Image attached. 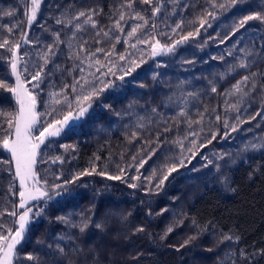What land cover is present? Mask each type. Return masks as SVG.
Wrapping results in <instances>:
<instances>
[{"label": "trees", "instance_id": "1", "mask_svg": "<svg viewBox=\"0 0 264 264\" xmlns=\"http://www.w3.org/2000/svg\"><path fill=\"white\" fill-rule=\"evenodd\" d=\"M124 2L41 0L37 19L29 26L25 12H30V0H0V42L8 39L10 44L20 45L15 56L0 48V80L14 86L10 60L18 56L21 79L37 97V112L55 107L66 113L67 108L53 104L49 94L61 93L68 85L66 95L73 100L77 93L70 86L81 76L89 80L99 77L95 81L98 87L102 86L100 81H111L90 102L91 107L78 123L41 146L35 166L41 181L47 179L52 185L81 172L92 174L56 190L61 194L51 200L32 202L43 207V213L33 219L17 252L21 257L31 254L37 259H17L13 264H264V255L260 254L264 249V76L259 75L264 73V22L252 20L239 31L234 28L246 15H264V0H236L224 9L211 5L227 4L228 0H163L164 7L155 15L151 8L157 0L151 5L136 0L132 8L121 9ZM89 9L98 12L93 17L97 21L95 29L83 24V17L74 20L72 26L56 23L57 19H71ZM118 10L126 13L121 22L124 33L116 32L120 43L103 35L97 37L100 29L113 27ZM7 12L13 15H5ZM136 12L149 21L138 30L137 37L149 43L140 44L126 36L131 26L142 23L129 19ZM201 19L206 21L204 27H199ZM181 21V27L176 28ZM18 22L23 23L15 27ZM76 23L83 24L76 40L88 41L83 50L74 43L79 59L67 47ZM9 27L13 28L11 33ZM188 33L192 36L177 44L174 51L151 54L155 40L170 46ZM97 39L101 42L96 43ZM49 47L55 55L48 52ZM97 48L104 51L91 56ZM109 51L112 55L106 56ZM128 53L139 67L120 80L121 69L129 66ZM121 54L125 60L119 59ZM45 55L50 60L44 66L39 88L34 89L36 82H29L30 76L44 64ZM96 59L106 66L96 64ZM242 60L250 67H235L233 71ZM25 65L27 72L23 71ZM109 68L115 75H104ZM252 73L258 74L256 90L251 91L250 81L244 89L249 95L243 98L240 112L226 111L225 91L243 75ZM238 100L240 94L230 102ZM182 110L187 117L180 116ZM0 113L13 117L17 113L13 94L4 88H0ZM198 113H204L205 118L202 125L192 126L197 131L204 129L199 132L195 156L184 151V165L177 164V171L156 189L155 184L166 174L161 172L165 164L171 166L181 158L182 150L175 141L182 140L184 149L191 146L193 138L185 139L190 131L185 121L198 120ZM215 115L221 119L216 121ZM237 116L244 122L238 123ZM225 120L229 125L236 124L235 132L224 127ZM0 125L2 134L7 128L3 115ZM166 127L170 131L165 132ZM213 133L216 139L209 144L207 139ZM152 149H156L155 155L138 169ZM55 157L63 163H53ZM13 173L9 153L0 148V225L4 226L0 234L4 235L8 228L13 233L17 229L16 217L9 214L19 203V184ZM117 175L122 179L108 178ZM134 176L139 179L133 180ZM17 211L19 214L23 210ZM85 219L89 226L81 232L79 225ZM97 223L102 227L96 228ZM140 227L143 232L136 231ZM225 235L233 239L221 242Z\"/></svg>", "mask_w": 264, "mask_h": 264}, {"label": "snow or ice", "instance_id": "2", "mask_svg": "<svg viewBox=\"0 0 264 264\" xmlns=\"http://www.w3.org/2000/svg\"><path fill=\"white\" fill-rule=\"evenodd\" d=\"M136 0H125L123 4H121V9L127 7L132 8L133 3H135ZM141 3L146 5H151L153 3V0H140ZM41 0H30V12L26 10L25 15L27 16L26 23L27 25H31L33 21L37 19V13L40 8ZM236 3V0H228L227 4L221 3V4H215L213 3L211 6L213 9L220 8L224 9L226 7H231ZM164 7L163 0H157V3L151 8V12L153 15L159 14L161 12V9ZM118 19L114 21L113 27L109 28L108 31H104L103 29H100L96 32V36L100 37L103 35L105 38L109 39H115L116 43H120V36L116 34L118 31L119 33H124V26L122 25V21L125 20L126 13L124 11H120ZM98 12L96 9H89L87 11H80L78 14L73 16L71 19L62 20L57 19V24H66L68 26H72L73 21H79L80 18H84L83 24H90L93 29L97 28V21L93 19L94 15H97ZM5 15H13L12 12H7ZM207 15L211 16L212 13H207ZM129 19L139 20L142 23L135 24L131 26V30L126 33V36L129 40L132 38H136V42L140 44L149 43L148 40L140 39L137 37L138 30L144 28L148 25L149 21L141 15L139 12H136L134 15L129 16ZM252 20H258L261 22H264V15H262L260 12H256L253 15H246L242 19H239L237 23L234 25V28L236 31H239L240 29H243L245 25L248 24L249 21ZM20 23L18 22L15 27H18ZM181 23L176 25V28H180ZM206 21L201 19L199 21V27H204ZM83 24L82 23H76L74 25L75 31L71 34L69 37V40L67 41V47L72 50V55L75 56L77 59L80 58L79 52L74 50V43L77 44L79 49L83 50L84 46L88 43L86 40H76V32H79L83 30ZM211 25H209L210 27ZM155 23L152 24V28H155ZM197 29V33H198ZM9 33L13 31L12 27H9L7 29ZM111 34V35H110ZM235 34V33H233ZM59 33H56L57 40H59ZM192 36V33H188L186 35H183L180 37L179 40H176L174 44L172 45H161L159 40H155V43L151 44L152 52L151 54L153 56L157 55L159 52H172L174 51L177 44L183 43L184 41L188 40V38ZM24 39L26 40V35L24 36ZM96 43H100L101 41L97 39L95 41ZM60 43H64V41H60ZM20 45L18 43L10 44L8 39H4L3 42H0V48H6L8 52L12 53L13 56H15V50L18 49ZM130 47L135 48V44H131ZM112 48H115V44L112 45ZM104 51L103 48H97L94 52L91 53V56H95L97 52ZM48 52L51 55H55L54 52H52V48L49 47ZM106 56L112 55V52H106ZM71 58V56H70ZM44 64L40 65L39 70L31 74L30 81H35L36 83L33 84L34 89H38L40 83L42 82V76L45 75L44 73V66L49 63L50 57L49 55H45L42 57ZM85 59H91V57H85ZM120 60H125L126 56L121 54L119 56ZM128 63L129 66L126 69H121L122 74L118 77L120 80H123L126 75H130L131 72L135 71L136 67H139V64L137 63V60L135 58H132V53H128ZM18 60L19 57L17 56L14 59L10 60V69L11 73L15 76L14 86H9L8 84L4 83L2 80H0V88H4L7 91L14 94L15 100L19 104V110L15 114V116H11V114L6 113H0V115H3L6 117V123L7 128L4 129L3 133L0 134V148L7 151L11 156V162H14V176L18 178L20 188L18 190V196H19V203L18 205L13 207V210L9 213L11 216L16 217L14 223L17 225L16 231L13 233L12 229L8 228L6 229L7 235L0 234V264H13L14 260L17 259H27L29 261H34L37 258L34 257L31 254H27L26 256L21 257L19 253L17 252V245L21 243L23 240L28 227L33 223V219L35 217L40 216L43 213V207H39L36 205H33V201H39V200H51L53 198V195H60V191H56L58 189H65L66 185L75 183L76 180L80 179L83 175H91V172H81L78 173L75 177L71 179L64 180L63 183L58 184H52L49 185L47 179H44L41 181L40 177L38 176L35 166L37 164V157L40 156V149L41 145L45 143L46 140H48L51 137L59 136L62 131L65 130V128H70L72 126V123L75 121H78L82 117H84L85 113L88 111V108L91 107V101L98 97L108 86H110L111 81L108 83H104V81H100V84L102 86L98 87L96 84V80L99 79V77H95L94 80H89L85 76H81L79 79H75L74 83L70 86L72 89V92L77 93V95L73 98V100H69L66 92L68 85H65L64 88L61 90V93L51 92L49 94L50 101L55 105H64L67 108V112L64 113L62 111H58L57 108L51 107L50 110H46L43 113H39L36 111L37 107V97L32 94L31 91H29L25 87L24 81L21 79L20 71L18 70ZM141 62H143L141 60ZM96 64H99L101 67H105L106 65L101 64L99 59H96ZM54 67H57L54 65ZM235 67L244 68L247 69L250 67L249 64L245 63L243 60L239 63L238 66H234L232 69L235 71ZM24 72H27V66L25 65ZM81 71H83L81 69ZM97 71H99V68H97ZM51 72V70H49ZM108 74L115 75V73L112 71V68L108 69V72L104 75L107 76ZM93 75L94 74H90ZM257 73H252L249 75H243L241 80L237 81L236 84L233 85L232 89L225 91L224 95L227 98L225 100L226 105V111L231 110L234 112L239 113L240 112V104L243 101V98L249 95V92L245 91L244 89L248 87L249 82L251 81V91L256 90V81L255 77L257 76ZM259 75L264 76V73H260ZM262 88H264V85H261ZM213 92H216L217 89L213 87L211 89ZM237 94H240V100H238L236 103H231L230 100L233 96H236ZM191 95V94H189ZM63 96V99L60 97ZM155 111V110H154ZM207 112V110H205ZM199 119L198 120H191L186 119V123L190 129V131L187 133V136H185V139L188 138V136L192 137L193 139L190 140V147L187 149H184L183 141L177 140L175 143H177L181 148V158L177 160L175 164H172L171 166H168L165 164L164 168L161 169V172L164 173L166 171V174H162L159 178L158 182L155 184V188L159 189L161 185L164 184V182L168 179L169 175H171L172 172L177 171V164L180 166L184 165L185 159L187 157L183 156V152L187 151L192 154V156H195L196 152L193 151L194 149H197V141L199 139V132H202L204 129L203 127L199 128V131H197L195 128H193V124L196 125H202V122L205 118L204 113H198ZM259 115V112L257 113ZM180 116L187 117V113L183 110L180 112ZM41 117H52L51 120L47 119H41ZM252 119H255V117H251ZM221 119L220 115H215V120L219 121ZM238 123H243L244 121H240L239 116L236 117ZM13 120L15 121L13 123ZM3 125H0V128H2ZM224 127L225 128H231V131H236V124L229 125L227 120L224 121ZM165 132L170 131L169 128L164 129ZM228 133H225L227 135ZM216 139V134L213 133L211 137L207 139V143H211L212 140ZM157 147L161 146V142L159 139L156 141ZM204 144H200V147H204ZM67 147V146H65ZM253 148L256 147V145L252 146ZM156 149H152V151L149 153L147 158H142L139 165H137V168H142L144 164L147 162V159H150L152 155H155ZM220 159H223V156L219 157ZM135 159V157H133ZM56 161H60L63 163L62 160H60V157H55L53 159V163ZM5 163H8V161H5ZM211 163V161H209ZM217 169H219V165H217ZM93 171L95 169L93 168ZM121 173H123V169L120 170ZM103 175L104 173H100ZM153 175H155V171L153 172ZM60 177H56V179H59ZM109 179H115L120 180L122 179V175L117 176H109ZM133 180L139 179L138 176L132 177ZM150 179V178H147ZM130 187H136L135 184H130ZM17 193H13V195H16ZM36 208L35 211H33V208ZM17 209H22V212H19ZM3 213H0L2 215ZM63 219V218H61ZM76 227V225H73ZM89 226V221L87 219L82 220L81 224L79 225L80 231L84 232ZM3 225H0V228H3ZM96 228H101L102 225L97 223L95 225ZM136 231L143 232L144 229L142 227L137 228ZM168 232H171L172 229L168 228ZM163 238V237H162ZM233 237L229 235H225L221 242L224 240H232ZM235 239L238 241L239 237H235ZM59 252L63 253L64 249L59 248ZM244 255L243 253H241ZM260 254L264 255V249L260 250Z\"/></svg>", "mask_w": 264, "mask_h": 264}, {"label": "rangeland", "instance_id": "3", "mask_svg": "<svg viewBox=\"0 0 264 264\" xmlns=\"http://www.w3.org/2000/svg\"><path fill=\"white\" fill-rule=\"evenodd\" d=\"M14 76V75H13ZM14 81H15V76H14ZM26 87V86H25ZM27 88V87H26ZM13 94V93H12ZM13 97H14V94H13ZM14 100H15V98H14ZM15 103H16V106H17V112H18V110H19V104H18V102L15 100ZM83 118V117H82ZM81 118V119H82ZM81 119H79L78 121H75V122H73L72 123V125H74V124H76V123H78ZM66 129V128H65ZM61 134V133H60ZM42 146V145H41ZM7 152V151H6ZM10 155V154H9ZM11 157V156H10ZM13 166H14V162H13ZM17 181H18V184H19V180H18V178H17ZM19 188H20V185H19Z\"/></svg>", "mask_w": 264, "mask_h": 264}]
</instances>
